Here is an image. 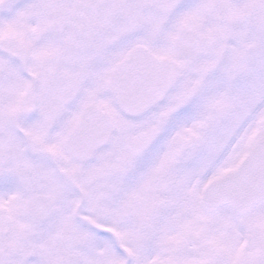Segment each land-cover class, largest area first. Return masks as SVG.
<instances>
[{
	"label": "snow or ice",
	"instance_id": "6c2138e0",
	"mask_svg": "<svg viewBox=\"0 0 264 264\" xmlns=\"http://www.w3.org/2000/svg\"><path fill=\"white\" fill-rule=\"evenodd\" d=\"M0 264H264V0H0Z\"/></svg>",
	"mask_w": 264,
	"mask_h": 264
}]
</instances>
